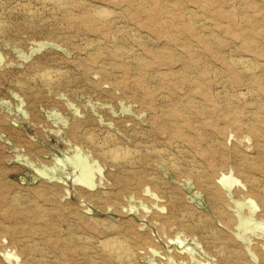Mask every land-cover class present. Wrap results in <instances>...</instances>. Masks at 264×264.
<instances>
[{"label":"rangeland","instance_id":"rangeland-1","mask_svg":"<svg viewBox=\"0 0 264 264\" xmlns=\"http://www.w3.org/2000/svg\"><path fill=\"white\" fill-rule=\"evenodd\" d=\"M61 1L0 0V264H263L264 0Z\"/></svg>","mask_w":264,"mask_h":264},{"label":"bare ground","instance_id":"bare-ground-1","mask_svg":"<svg viewBox=\"0 0 264 264\" xmlns=\"http://www.w3.org/2000/svg\"><path fill=\"white\" fill-rule=\"evenodd\" d=\"M43 1H45V3L46 2H48V3H54V4H61L62 5V2L63 1H61V0H43ZM103 15V14H102ZM110 15V14H109ZM108 15V16H109ZM107 16V15H106ZM116 20V19H115ZM108 23V22H107ZM138 33V32H137ZM134 38H136V37H134ZM214 40V39H213ZM130 52V51H129ZM128 53V52H127ZM130 54V53H129ZM132 54V53H131ZM122 55V54H121ZM127 56V55H126ZM129 56V55H128ZM131 56V55H130ZM134 56V55H133ZM125 57V56H124ZM136 57V56H135ZM141 59V58H140ZM225 60V59H224ZM232 63V62H231ZM234 64L235 65H237L238 67H241V68H243V69H246V70H248L249 69V66H248V60L247 59H244V58H241V59H236L235 61H234ZM249 71V70H248ZM42 77L44 78V80L45 81H47V82H50L52 79H54V78H52V76L50 75V74H47V72H46V74H43L42 75ZM215 77V76H214ZM227 79V78H226ZM52 82V81H51ZM261 83V82H260ZM243 94V93H242ZM244 97V96H243ZM200 105V104H199ZM187 110V109H186ZM249 113V112H248ZM202 114V113H201ZM170 116H172V115H170ZM181 117V116H180ZM164 118V117H163ZM173 118V117H172ZM252 119V118H251ZM255 119V118H254ZM175 121V120H174ZM195 125V124H194ZM189 128V127H188ZM256 128H258V127H256ZM256 132V131H255ZM107 148V147H106ZM113 148H115V149H111L110 147H109V149L110 150H107V149H104L103 150V152H104V154H108L109 155V157L110 158H112V160L113 161H115L117 164H123V163H126V160H127V156H128V154H130V153H128L126 150H124V149H120V148H122V147H120V146H118V145H114L113 146ZM116 148H118V149H116ZM157 151V150H156ZM148 152V151H147ZM159 152V151H158ZM181 152V151H180ZM161 153V152H160ZM159 153V154H160ZM167 154V153H166ZM132 156V155H131ZM72 160H79L80 161V163L79 162H77V163H79V164H81V169L82 170H84V172H83V177H84V179H80V182L83 184V186H85L86 188H88V189H90V190H93L94 189V187L97 185V181L96 180H94L95 178H94V173L96 172V171H99L100 170V167L97 165V162H90L89 160H88V158L86 157V156H83L82 155V153L80 154V153H77L75 156H72V157H68V161L70 162V161H72ZM131 160V159H130ZM133 161V160H132ZM73 162V161H72ZM76 162V161H75ZM71 163V162H70ZM54 164V163H53ZM166 164V163H165ZM200 167V166H199ZM51 168V167H50ZM54 168V167H53ZM79 168V167H78ZM196 168V167H195ZM201 168V167H200ZM243 168V167H242ZM52 169V168H51ZM192 169V168H191ZM202 170V169H201ZM244 170V169H243ZM40 172H42V174H45V175H47V177H52L50 174L48 175V173L46 174V173H44L43 171L44 170H42L41 171V169L39 170ZM79 172H80V169H79ZM100 172V171H99ZM200 172V171H199ZM205 172V171H204ZM135 173V172H134ZM203 173V172H202ZM252 173V172H251ZM254 173V172H253ZM201 174V173H200ZM203 175H206V174H203ZM203 175H200V176H203ZM252 175V174H251ZM254 175H256V174H254ZM250 176V175H249ZM196 177H198V176H196ZM245 177H246V175H245ZM248 177V176H247ZM254 177V176H253ZM205 178V177H204ZM250 178V177H249ZM248 178V179H249ZM125 179V178H124ZM219 180V183L221 184V186H222V188H224L225 189V191H227V194H228V197H230L229 199L230 200H232V203L234 204V206L236 205L237 206V211L234 209V212H235V214H236V216L234 217V220H232L234 223H235V225L237 226V228H238V230L239 231H241V232H246V231H248V230H250V226L248 227L247 225L249 224V223H252L253 225H257V226H263L264 227V218H262V217H260V215H259V213L261 212V210H262V205H260L258 202H259V200H258V202H257V200H253V199H251V198H247V199H244L243 201H245V202H240V200L238 199L237 200V198L235 199L234 198V196H233V189L235 188V187H242L243 186V184H242V182H241V179H238V178H236L232 173H230V174H223L220 178H218ZM127 180V179H126ZM134 180H136V179H134ZM245 180V179H244ZM247 180V179H246ZM252 180V179H251ZM154 181V180H153ZM208 181H209V179H208ZM205 182H207V179L205 180ZM212 182V181H211ZM244 182V181H243ZM247 182V181H246ZM257 182V181H256ZM259 182V181H258ZM257 182V183H258ZM207 183H209V182H207ZM131 184H132V182H131ZM213 184V183H212ZM209 185V184H208ZM215 186V185H214ZM218 186V185H217ZM256 186H258L259 187V184L258 185H256ZM125 187V186H124ZM210 188V187H209ZM243 189V188H242ZM240 190H241V188H240ZM260 190V189H259ZM213 191V190H212ZM237 191V190H236ZM252 191V190H251ZM238 192V191H237ZM221 194H222V192H220ZM224 193V192H223ZM251 193V192H250ZM254 193V192H253ZM105 194V193H104ZM220 194V195H221ZM241 194V193H240ZM247 194V193H246ZM245 194V195H246ZM255 194H256V192H255ZM258 194V193H257ZM151 195V194H150ZM224 195V194H223ZM252 195V194H251ZM254 195V194H253ZM258 195H260V194H258ZM225 196V195H224ZM247 196V195H246ZM217 197V199H218V196H216ZM250 197V196H249ZM252 197V196H251ZM257 197H259V196H257ZM260 197L262 198H264V195L263 196H261L260 195ZM224 198V197H223ZM254 198V197H253ZM219 200V199H218ZM223 200V199H222ZM225 200V199H224ZM226 200H228V199H226ZM264 200V199H263ZM220 201V200H219ZM223 202V201H222ZM228 202V201H227ZM261 202V201H260ZM218 203V202H217ZM261 204H263V203H261ZM227 205V204H226ZM228 205H230V202H229V204ZM264 205V204H263ZM224 206V205H223ZM229 207V206H228ZM223 208V207H222ZM218 209H219V207H218ZM221 209V208H220ZM225 210V209H224ZM228 210V209H227ZM229 211V210H228ZM225 212H226V210H225ZM225 212H224V216H225ZM231 212V211H230ZM221 213H223V212H221ZM219 214H220V212H219ZM227 214V213H226ZM231 215V214H230ZM227 216V215H226ZM234 216V215H233ZM220 217V216H219ZM222 218V217H221ZM227 218H228V216H227ZM256 218H258V219H260L261 220V222H258V221H256ZM225 219V218H224ZM229 219V218H228ZM220 220H223V219H220ZM222 222V221H221ZM225 224H226V222H224ZM229 223H230V221H229ZM227 225V224H226ZM229 225V224H228ZM227 225V226H228ZM230 226V225H229ZM115 227V226H114ZM105 228V227H104ZM211 234V233H210ZM218 235V234H217ZM212 236V235H211ZM215 236V235H214ZM243 238V237H242ZM104 239V238H103ZM208 239V238H207ZM212 239V238H211ZM226 239V238H225ZM224 239V240H225ZM215 240V239H214ZM244 240V239H243ZM245 242V241H244ZM225 244V243H224ZM248 244H250V242L248 241ZM99 245L101 246V248L108 254V255H111V256H113V257H115V258H118V260L119 259H121V258H125V257H123L124 255H126V249H127V246H126V243H125V239L124 240H122L120 237L118 238V237H113V238H105L104 240H101V241H99ZM220 245V244H219ZM222 245V244H221ZM220 245V246H221ZM225 245H227V244H225ZM217 246V245H216ZM131 247V246H130ZM226 247V246H225ZM258 247V246H257ZM260 247V246H259ZM221 249V248H220ZM251 249H253L252 247H251ZM253 250H255V249H253ZM257 250H258V248H257ZM261 250V249H260ZM215 251H217V250H215ZM223 251V250H222ZM132 252V251H131ZM252 252V251H251ZM255 251H253L252 252V254L254 253ZM256 252H259V250L258 251H256ZM256 252H255V255H256ZM130 253V252H129ZM261 253V252H260ZM237 254H239V253H237ZM12 255V254H11ZM154 255V254H153ZM220 255H222V254H220ZM254 254H253V257H254V260L256 261V262H258V264L260 263V261L262 260L263 261V259H262V257H261V255H259L258 257H256ZM263 255V254H262ZM127 256H128V254L126 255V258H127ZM8 257V256H7ZM236 257V256H235ZM11 258V257H10ZM225 258V257H224ZM241 258V257H240ZM220 259V258H219ZM225 259H227V258H225ZM259 259V260H258ZM241 259H239V261H240ZM120 263V262H119ZM129 264V263H128ZM264 264V263H263Z\"/></svg>","mask_w":264,"mask_h":264}]
</instances>
